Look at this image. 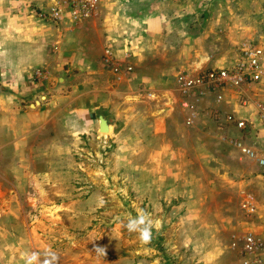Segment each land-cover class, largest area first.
<instances>
[{
	"label": "rangeland",
	"instance_id": "1",
	"mask_svg": "<svg viewBox=\"0 0 264 264\" xmlns=\"http://www.w3.org/2000/svg\"><path fill=\"white\" fill-rule=\"evenodd\" d=\"M63 2L0 0V61L6 52L19 56L31 91L46 92L32 85L44 81L42 75L48 79L60 113L50 125L57 137L68 130V95H76L72 87L81 83L69 77L76 70H68ZM53 8L60 9L56 18ZM111 9L129 29L121 36L129 35L134 57L118 83L95 77L96 104L104 107L94 115L105 116L114 130L100 134L94 120L82 122L87 133L78 134L69 158L67 149L53 160L0 155V264H24L22 254L33 250L43 258L48 248L60 264H241L233 242L251 234L264 249V170L241 156L234 142L261 150L264 135L218 120L222 112L253 117L252 106L233 97L229 103L203 101L196 120L185 125L173 80L180 71L227 66L239 42L262 41L264 0H98L91 23ZM165 86L173 108L153 114L155 100H165L152 89ZM246 95L264 105V86ZM31 97L24 105L37 100ZM161 152L173 157L161 159ZM142 210L155 225L147 245L124 227ZM94 246L105 247V257ZM257 258L264 264V250Z\"/></svg>",
	"mask_w": 264,
	"mask_h": 264
},
{
	"label": "crops",
	"instance_id": "2",
	"mask_svg": "<svg viewBox=\"0 0 264 264\" xmlns=\"http://www.w3.org/2000/svg\"><path fill=\"white\" fill-rule=\"evenodd\" d=\"M114 11L111 9L110 12H104L102 16L100 15L101 21L95 20L93 24L91 23L94 20L92 18L73 21L68 16V62L70 65L68 70H76L75 73H70L69 77H75V79L80 77L81 83L72 87V91L78 94L76 93L73 97L72 93L68 95V130H64L65 134L59 137L55 134L57 125L55 118L59 117L60 113H57L58 108L55 109L52 95L47 92L48 79L42 75L40 79L44 81H37L36 85H32L33 89L42 87L46 92L31 91V88L29 90V87H26V82H23L26 69L21 67L23 63L21 58L18 60L19 56L17 58L12 56V52H6L4 57L2 56L0 61V155L9 160L15 159L23 162L39 159L40 156L53 160L51 155H56L55 158H57L58 154L61 156L67 149L69 158L70 148L76 144L78 134L87 133L86 125L83 126L82 122L88 124L94 120L97 130V117L101 114L94 115V113L103 103L96 104L95 77H104L106 82L112 78L118 83L125 74L123 69L125 63L134 60L131 54L132 44L126 38L129 35L121 36L129 29L122 24V18L117 11ZM10 29L8 28V31ZM133 45L136 47L135 44ZM106 48L111 52V60L108 63L102 60L103 51ZM126 52L130 55L127 61L123 56ZM90 57H97V59H90ZM84 59H87V62H84ZM103 65L107 70L103 69ZM113 65L119 67L117 73L112 71ZM42 82L44 85L41 84ZM148 84L157 88L154 81ZM166 87L161 90L152 89L158 98L165 100L160 103L155 100L153 114L159 111L167 113V110L173 108L172 102L168 99L171 97V90H166L168 89ZM41 94L44 95V100L34 109L28 108L31 102L24 105V101L32 98V95L38 98ZM126 94L129 97H135L132 92ZM106 120L108 121L107 118ZM53 122L56 125L51 127ZM109 124L110 131L114 130V125L110 122ZM73 135L76 136L73 137ZM159 156L161 159L169 160L173 154L161 152ZM42 159L45 158L42 157Z\"/></svg>",
	"mask_w": 264,
	"mask_h": 264
},
{
	"label": "built area",
	"instance_id": "3",
	"mask_svg": "<svg viewBox=\"0 0 264 264\" xmlns=\"http://www.w3.org/2000/svg\"><path fill=\"white\" fill-rule=\"evenodd\" d=\"M63 3V10L68 12L69 18L73 21H82L95 14L98 0H64ZM58 14L60 9H51V16L56 18ZM123 56L126 61L130 58L127 52ZM102 60L104 63L111 60V52L108 48L103 51ZM118 68L113 65L112 71L117 73ZM123 69L125 72L131 71L128 62ZM173 81L179 109L185 116V125L193 124L199 105L203 101L211 99L216 104L229 103L228 99L233 97L242 107L250 104L253 117L249 118L234 112H222L217 116L218 120L231 124L241 132L253 134L252 136L256 134L257 138L258 133H255L254 129L264 135V105L260 102H251L246 95V91L252 86H264V37L262 41L249 39L239 42L235 50V59L227 66L208 68L198 72L180 71L176 73ZM146 96L153 98L151 92H147ZM234 145L241 156L264 170V147L258 150L251 144L234 142ZM235 244H238L236 247L241 264L259 263L257 257L264 250L260 240L251 234H246L237 243L233 242L232 247H235Z\"/></svg>",
	"mask_w": 264,
	"mask_h": 264
},
{
	"label": "clouds",
	"instance_id": "4",
	"mask_svg": "<svg viewBox=\"0 0 264 264\" xmlns=\"http://www.w3.org/2000/svg\"><path fill=\"white\" fill-rule=\"evenodd\" d=\"M103 197L99 199V206H103ZM154 221L150 218L148 213L143 210L140 211L136 216L129 215L127 217V222L124 227L129 233L137 234L139 241L142 244H150L153 239V228ZM94 250L105 257L106 248L100 246H94ZM24 264H60V257L58 253L51 248H48L43 253V258H41V253L39 251L25 252L22 254Z\"/></svg>",
	"mask_w": 264,
	"mask_h": 264
},
{
	"label": "water",
	"instance_id": "5",
	"mask_svg": "<svg viewBox=\"0 0 264 264\" xmlns=\"http://www.w3.org/2000/svg\"><path fill=\"white\" fill-rule=\"evenodd\" d=\"M43 100H44V96H38L37 100H34L31 104L28 105V108L34 109ZM109 129H110L109 122L106 120V118L99 115L97 117V131H98V133L106 134V133H108Z\"/></svg>",
	"mask_w": 264,
	"mask_h": 264
},
{
	"label": "trees",
	"instance_id": "6",
	"mask_svg": "<svg viewBox=\"0 0 264 264\" xmlns=\"http://www.w3.org/2000/svg\"><path fill=\"white\" fill-rule=\"evenodd\" d=\"M254 131H257L256 129H254Z\"/></svg>",
	"mask_w": 264,
	"mask_h": 264
},
{
	"label": "bare ground",
	"instance_id": "7",
	"mask_svg": "<svg viewBox=\"0 0 264 264\" xmlns=\"http://www.w3.org/2000/svg\"><path fill=\"white\" fill-rule=\"evenodd\" d=\"M109 132V131H108Z\"/></svg>",
	"mask_w": 264,
	"mask_h": 264
}]
</instances>
